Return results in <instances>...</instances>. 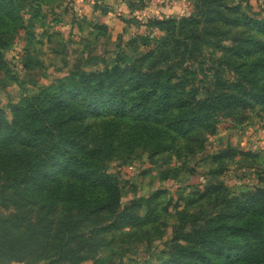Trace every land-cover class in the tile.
<instances>
[{
    "label": "trees",
    "instance_id": "obj_1",
    "mask_svg": "<svg viewBox=\"0 0 264 264\" xmlns=\"http://www.w3.org/2000/svg\"><path fill=\"white\" fill-rule=\"evenodd\" d=\"M59 1L0 0L4 89L24 85L5 54L20 33L22 71L42 65L32 28ZM191 3L189 15L144 24L101 69H76L0 108V264H99L117 249L123 261L130 247L151 250L164 238L170 207L169 245L142 264H264V170L238 193L219 180L228 163L258 155L231 147L210 155L207 181L183 207L161 191L124 204L123 184L108 172L138 154L155 169L184 163L222 122L264 118V11L247 14V0Z\"/></svg>",
    "mask_w": 264,
    "mask_h": 264
},
{
    "label": "rangeland",
    "instance_id": "obj_2",
    "mask_svg": "<svg viewBox=\"0 0 264 264\" xmlns=\"http://www.w3.org/2000/svg\"><path fill=\"white\" fill-rule=\"evenodd\" d=\"M49 10H43L32 28L35 39L32 48L41 66L29 72L22 71L23 33H20L12 49L5 53L11 69L23 77L24 85L13 84L5 89L0 86V108L4 110L8 109L10 101L17 102L22 95H35L42 86H48L76 69H101L103 65L99 62L112 61L117 46L125 50L130 38L145 34L147 28L144 24L189 15L192 3L191 0H60L53 6L52 12ZM244 11L247 14L261 13L264 11V0H247ZM119 14H132L141 26L124 23ZM154 34L161 35L160 32ZM6 114L9 116L7 111ZM228 147L258 155L259 159L251 162L253 164H244L239 158L228 163L219 180L233 193L258 184L256 174L264 170V118L254 117L244 126L222 122L215 136L208 139L206 151L186 159L184 163L174 159L167 167L155 169L148 163L146 155L138 154L126 164H109L108 172L116 175L123 184L124 204L135 198L147 200L153 193L161 191L164 202L183 207L193 188L201 189L208 179L210 164L207 158ZM165 169H171V173L163 179L160 172ZM174 213L170 207L164 238L155 241L151 250L146 245L138 249L130 247L123 261L115 255L118 249L104 251L99 255V264H142L152 253L158 254L159 259L162 256L160 252L166 251V245L172 238Z\"/></svg>",
    "mask_w": 264,
    "mask_h": 264
}]
</instances>
